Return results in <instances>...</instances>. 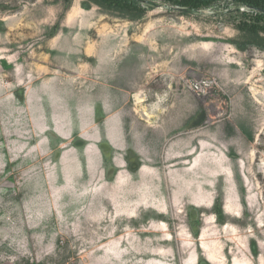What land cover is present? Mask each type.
<instances>
[{"label":"rangeland","instance_id":"374dc122","mask_svg":"<svg viewBox=\"0 0 264 264\" xmlns=\"http://www.w3.org/2000/svg\"><path fill=\"white\" fill-rule=\"evenodd\" d=\"M150 2L0 0V264H264V18Z\"/></svg>","mask_w":264,"mask_h":264},{"label":"trees","instance_id":"16d2710c","mask_svg":"<svg viewBox=\"0 0 264 264\" xmlns=\"http://www.w3.org/2000/svg\"><path fill=\"white\" fill-rule=\"evenodd\" d=\"M166 3L183 7L186 11L200 9L211 5L216 0H164ZM237 3H244L249 6L258 20L264 18V0H234ZM109 9L120 11L123 14L140 16L145 12L146 5L154 7L150 0H94Z\"/></svg>","mask_w":264,"mask_h":264},{"label":"built area","instance_id":"2783aa9c","mask_svg":"<svg viewBox=\"0 0 264 264\" xmlns=\"http://www.w3.org/2000/svg\"><path fill=\"white\" fill-rule=\"evenodd\" d=\"M209 81L207 79L195 82V84L192 85V88L195 91H201L204 87H207Z\"/></svg>","mask_w":264,"mask_h":264},{"label":"water","instance_id":"95a60500","mask_svg":"<svg viewBox=\"0 0 264 264\" xmlns=\"http://www.w3.org/2000/svg\"><path fill=\"white\" fill-rule=\"evenodd\" d=\"M175 8H176V9H179V10H186L185 8H183V7H179V6H176Z\"/></svg>","mask_w":264,"mask_h":264}]
</instances>
